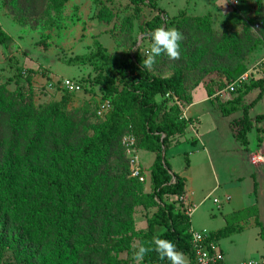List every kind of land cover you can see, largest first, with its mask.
I'll list each match as a JSON object with an SVG mask.
<instances>
[{
  "label": "rangeland",
  "instance_id": "374dc122",
  "mask_svg": "<svg viewBox=\"0 0 264 264\" xmlns=\"http://www.w3.org/2000/svg\"><path fill=\"white\" fill-rule=\"evenodd\" d=\"M156 6L166 11L161 25L184 37L179 60L162 55L148 69L166 76L178 68L184 77L181 94L167 105L176 106L185 129L165 149L171 171L185 177V201L193 207L181 224L209 232L241 225L215 241L226 264L264 256L259 234L264 162L248 159L253 153L264 157V85L248 109L251 128L244 145L232 134L231 123L241 111L222 115L215 106L243 88L224 91L227 72L264 54V0H63L59 6L56 0H0V169L5 168L9 116L28 104L46 113L57 110L50 112L40 142L28 154L35 126L26 121L10 155L13 166L0 184V264H134L136 247L162 231L160 225L148 227L157 209L148 196L154 152L140 147L136 108L121 117L120 134L90 178H81L63 196L65 207L58 209L63 214L52 209L59 190L47 186L48 179L69 175L83 142L108 120L122 87L109 67L67 59L90 52L95 42L107 56L135 49L141 55L148 41L138 47V38L148 32L144 23ZM204 15L208 27L193 19ZM63 78L80 83L79 89L62 88ZM257 93V87L250 89L243 102ZM106 101L108 108L99 113ZM258 114L263 116L256 120ZM134 167L144 180L132 175ZM174 209L186 210L180 201Z\"/></svg>",
  "mask_w": 264,
  "mask_h": 264
},
{
  "label": "trees",
  "instance_id": "16d2710c",
  "mask_svg": "<svg viewBox=\"0 0 264 264\" xmlns=\"http://www.w3.org/2000/svg\"><path fill=\"white\" fill-rule=\"evenodd\" d=\"M61 1L63 0H56L58 6ZM165 14L166 11L163 8L156 6L154 14L144 23L148 31L160 26L163 23V15ZM206 16H195L193 19L202 23L203 27H208L209 23L206 19L208 16ZM17 20L18 23H22L20 19ZM142 58L138 49L125 51L120 56H107L105 47L95 42L94 48L90 52L74 55L67 59V63L71 64L79 62L93 64L97 62L102 66L109 67L108 70L117 74L122 80V87L114 97L113 111L108 120L83 142L79 157L74 161L69 175H66L62 181H57L55 178L47 180L49 188L59 190V199L56 201L57 203L53 202L52 209L54 214L64 213V211L58 210L60 207H65V203H62L64 202L63 196L66 192L71 193L73 188L81 181V178L83 181L90 178L92 172L104 159L113 141L120 134L121 117L130 109L136 108L140 113L141 119L140 147L154 152V157L148 170L151 186L148 196L153 200L152 204L156 205L157 209L149 217L148 227L152 229L154 225L162 226L163 229L158 235L171 240L175 243L178 250L191 257L193 250L190 240V225L185 228L187 224H181L182 220L188 219V217L185 212L175 211L174 209L175 205H179V197L184 193L185 177L171 171L169 162L165 157V149L169 145L170 139L182 134L185 129V124L177 118L176 106L174 104L167 105L169 100H172L173 97L177 98L181 94L184 77L182 71L178 68L166 76L153 74L149 70L141 68ZM248 65L238 63L233 70L228 71L225 84L242 73ZM263 85L264 75L256 78L251 77L242 84L243 88L238 89L236 95L218 101L215 105L222 115H228L237 110L241 111V115L231 123L232 134L242 145L246 144V133L251 128L248 109L260 97ZM256 87L258 88L256 97L249 103L243 102V96L250 89ZM157 95L161 97L160 100H156ZM43 110L44 107H35L33 104H28L14 111L9 116L10 127L6 141L5 168L0 169V184L6 180L5 175L9 173V169L13 166L10 155L17 144L21 126L26 121H32L35 126L25 148V153L28 154L40 142L43 134V125L48 116L57 112L56 109L48 113ZM262 116V114H258L255 119L259 120ZM62 124L63 121L60 122L59 126ZM187 165L188 160L185 158V166ZM169 195L174 197L171 202L164 200ZM156 200L161 204L159 205ZM255 222L259 225L257 220ZM241 228V225L230 226L226 224L210 232L208 239L217 241L219 238L227 236L234 231H240ZM259 234L264 238V229L261 226ZM147 257L149 260L144 264L150 261L168 264L167 261H159L154 252L147 255Z\"/></svg>",
  "mask_w": 264,
  "mask_h": 264
},
{
  "label": "clouds",
  "instance_id": "9594fccd",
  "mask_svg": "<svg viewBox=\"0 0 264 264\" xmlns=\"http://www.w3.org/2000/svg\"><path fill=\"white\" fill-rule=\"evenodd\" d=\"M227 2V0H226ZM148 41V47L141 53V68L151 69L157 62V57L166 56L171 61L181 58V41L183 34L174 27L156 26L142 34L138 38V47L144 39ZM155 253L159 261H167L168 264H189L185 254L178 250L175 243L164 238L162 235H155L150 240L139 244L133 252L134 264H143L145 256ZM248 264H256L249 260Z\"/></svg>",
  "mask_w": 264,
  "mask_h": 264
},
{
  "label": "built area",
  "instance_id": "2783aa9c",
  "mask_svg": "<svg viewBox=\"0 0 264 264\" xmlns=\"http://www.w3.org/2000/svg\"><path fill=\"white\" fill-rule=\"evenodd\" d=\"M261 75H264V54H262L255 62L249 64L245 68V70L242 73H240L237 77L231 79L224 87V91L226 92L234 91L238 86L247 82L251 77L256 78ZM59 85L62 88H65L70 91L79 89L80 87L79 83L69 78L61 79ZM107 108H108V102L107 101L103 102L100 104L98 112L100 113L101 111ZM249 161L252 164H256L258 162H264L263 154L253 153L249 157ZM131 172L132 175L138 177L140 180L145 179V176L142 175L138 167H134ZM179 201L180 203H182V205H185L186 208V210H184L185 214L190 215L193 207H191V205H188L186 203L182 195L179 197ZM213 201H216V199L214 198ZM189 231H190L191 246L193 250L191 257L185 255L189 261V264H226L223 259V255L221 251L217 249L215 246L216 242L214 240L208 239L210 236L209 231H207L206 229L194 230L191 227ZM249 260L255 261L256 264H264V256H261L260 258L244 259L234 264H248ZM146 264H159V263L156 261H150L147 262Z\"/></svg>",
  "mask_w": 264,
  "mask_h": 264
},
{
  "label": "crops",
  "instance_id": "0c3cea01",
  "mask_svg": "<svg viewBox=\"0 0 264 264\" xmlns=\"http://www.w3.org/2000/svg\"><path fill=\"white\" fill-rule=\"evenodd\" d=\"M194 102H195V101H194ZM192 103H193V102H192ZM186 110H187V107H186V109L184 110L185 113H186ZM191 140H192V141H196V139L193 140V138H191ZM251 155H252V154H251ZM251 155L248 156V159H249V157H250ZM148 172H149V171H148ZM173 172H174V171H173ZM180 175H181V174H180ZM182 176H183V175H182ZM184 192H185V184H184ZM182 196H183L184 199H185V195H184V193L182 194Z\"/></svg>",
  "mask_w": 264,
  "mask_h": 264
}]
</instances>
